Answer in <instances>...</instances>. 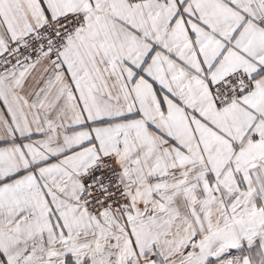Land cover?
I'll list each match as a JSON object with an SVG mask.
<instances>
[{
  "label": "snow or ice",
  "instance_id": "1",
  "mask_svg": "<svg viewBox=\"0 0 264 264\" xmlns=\"http://www.w3.org/2000/svg\"><path fill=\"white\" fill-rule=\"evenodd\" d=\"M0 264H264V0H0Z\"/></svg>",
  "mask_w": 264,
  "mask_h": 264
}]
</instances>
